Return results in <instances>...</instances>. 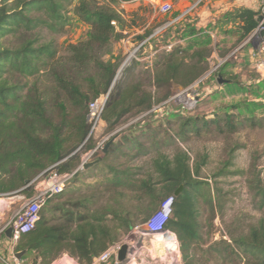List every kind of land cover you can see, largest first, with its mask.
Wrapping results in <instances>:
<instances>
[{"label":"trees","instance_id":"trees-1","mask_svg":"<svg viewBox=\"0 0 264 264\" xmlns=\"http://www.w3.org/2000/svg\"><path fill=\"white\" fill-rule=\"evenodd\" d=\"M137 1H0V195L25 188L20 194L31 196L27 186L36 176L50 170L60 175L73 174L81 161L75 152L86 143L92 129L89 105L101 97L109 94L102 121L113 130L126 119L147 116L156 105L165 103L173 85L189 87L207 72L206 59L211 55L207 45L193 54L173 49L169 53L159 52L150 70L139 69L140 63L134 62L113 86L122 59L115 58L111 46L125 40L122 33L127 26L118 8L120 2ZM71 11L90 28V34L87 40L69 45L66 56H60L56 41L46 40L43 33L65 34ZM237 17L242 23V41L257 29L258 13L242 10ZM113 22L123 28L121 32ZM150 34L147 32L146 36ZM40 77H45L50 86L42 88L44 83L36 80ZM225 120L228 129L235 131L233 115ZM189 121L187 126L199 134L200 121L196 118ZM213 124L219 132H225L220 118L205 122L207 127ZM117 151L112 144L106 159ZM190 163L191 158L185 152L179 151L172 158L159 152L152 161L158 182L144 180L138 186V191L151 197H157L155 192L160 189L154 208L175 196L181 186L185 188L174 197L172 216L165 226L177 235L183 264H210L207 255L214 257L215 264H264V234L259 245L240 243V248H233L222 247L225 242L217 244L222 248L220 252H213V248L204 250L199 244L187 188L195 187L193 175H198L205 163L194 169ZM108 169L104 176L108 189L125 190L135 183L131 169L112 166ZM64 192L48 201L34 229L18 241L16 251L34 254L33 264H54L64 255L79 264H93L119 240L120 231L130 232L137 227L136 220L113 206L99 216L89 207L79 211L80 206H76L78 209L74 211L52 205ZM53 213L61 215L58 222L48 217ZM110 216L116 223L113 228L106 221Z\"/></svg>","mask_w":264,"mask_h":264},{"label":"rangeland","instance_id":"rangeland-1","mask_svg":"<svg viewBox=\"0 0 264 264\" xmlns=\"http://www.w3.org/2000/svg\"><path fill=\"white\" fill-rule=\"evenodd\" d=\"M170 4L174 11V3ZM167 18L168 16L157 13L156 21L160 23L155 29ZM146 19V16H142L139 21L142 23ZM118 30L121 32V28ZM228 32L225 39L217 37L219 48L216 49L215 58L206 66L209 70L218 64L219 59L228 58L219 68L221 79L228 83L219 86L216 91H205L194 110L182 109L186 99L181 103L177 101L181 92L190 86L184 88L173 85L166 100H172L169 107L156 105L147 116L128 118L113 130H110L105 121L100 122L96 131L75 152L81 159L76 170L79 171V176L52 205L74 211L78 209L76 206H80L79 211L89 207L99 216H103L109 206H113L115 209H123L124 215L136 220L137 227L130 232L120 231L119 240L113 244L129 246L128 258L121 264H183L177 235L170 231L175 235L176 243L165 236L150 233L147 225L153 217L162 213L163 204L176 196L168 197L154 208L155 199L160 197V189L155 192L157 197L138 191V186L144 180L158 182L152 161L159 152L169 158L179 151L187 153L191 158L192 169L197 164L205 163L200 173L193 175L195 187L187 188L190 213L195 219L199 244L204 250L213 248V252H220L222 248L217 244L223 242L226 244H222V247L233 248H240V243L261 244L260 239L264 234V69L259 70L257 66L264 60V53L254 48L253 43L246 45L245 49L252 50L255 55L254 61L246 63L247 60L241 58L244 48L239 49L241 45L230 39ZM89 34L90 28L71 11L65 34L55 35L46 31L43 36L46 40L54 39L60 56H66L69 45L87 40ZM221 34L223 36L224 31L221 30ZM163 36L165 33L155 37V43ZM122 37L126 40L128 36L122 33ZM202 40L203 47L212 43L211 37L206 33ZM111 48L115 58L122 59L121 65L133 50L130 42L122 41L113 43ZM105 59L108 60L109 57ZM141 68L143 67H139ZM231 69H237V73H232ZM217 78H207L200 84L199 92L216 84ZM45 79H36L44 83L43 86L41 84L42 88L49 85ZM145 83L149 86V81ZM231 114L236 120L235 131L228 129L226 125L225 118ZM193 118L200 121L199 134L193 131L192 126H187ZM215 118H220L224 133L219 132L215 124L205 126L207 120ZM112 140L118 151L115 156L106 159L104 149ZM102 143H105L104 147L90 156V152ZM88 147L92 149L87 150ZM96 160H100L99 164L84 168ZM111 166L120 170L131 169L135 173V183H131L125 190L108 189L104 176ZM48 175H38L32 180L27 187L31 196L18 194L20 190L0 195V230L16 217L35 195L38 183ZM184 190L185 188L180 194ZM60 216L59 213L48 215L54 222H58ZM106 221L110 227H115L113 217H106ZM167 247L176 252L167 251ZM224 256L227 257V254ZM28 259L33 261L34 254H29ZM207 259L210 264H215L211 255H207Z\"/></svg>","mask_w":264,"mask_h":264},{"label":"built area","instance_id":"built-area-1","mask_svg":"<svg viewBox=\"0 0 264 264\" xmlns=\"http://www.w3.org/2000/svg\"><path fill=\"white\" fill-rule=\"evenodd\" d=\"M148 1L153 6V8H155L156 13L160 15L168 16L173 12V6L170 3H162L160 0ZM204 1L205 0H197L191 7L187 9L184 15H188L194 10H196ZM254 2L257 4L258 7L256 11L258 13V18H262V20L259 21L257 29L246 40L245 46L250 43H253L254 48L259 50L260 53H264V0H254ZM133 3L135 2H120L118 11L123 12L126 6ZM184 15L180 18H183ZM177 20L178 19L173 20L170 23L166 22L162 26L158 27L150 38L142 41L133 48L129 57L125 60V62L121 65L119 71L117 72V76L114 80L113 86L115 85L117 80L121 78L126 68L131 66L132 62L145 63L144 68L146 70H150L153 67L154 58L161 51L158 49H154L151 54H149L146 58H143L142 53L144 48L147 46V44H149V42L154 41L155 37L166 32L168 28L171 27ZM112 24L117 29L121 28V26H119L116 22H113ZM123 42L127 43L128 41L123 40ZM165 49L170 51L172 50V46H167L165 47ZM227 59L228 58L223 60L219 59L218 64L214 68L207 70V72H205V74L199 80H197L193 85L181 92V94L177 98V101L181 103L183 99L187 100V102H185V106L182 108L183 110H194L198 103L201 101L202 94L205 91L209 92L211 90L213 92L216 91L219 86H222L219 82L221 79V75L219 74V68L223 63L227 61ZM257 68L259 70L264 69V60L259 63ZM212 76H217V81L219 83L216 82V84L208 86L206 87V89L199 92L200 84H202L207 78H210ZM108 97L109 94L101 97L100 99L96 100L95 102L89 105L88 118L89 122L92 125L90 135H92L96 131L100 122H103L102 115ZM171 102L172 100L166 101L161 106H163L164 108L169 107ZM104 144L105 143L99 144L92 152H90V156L94 155L98 152V150L102 149L104 147ZM82 165H84V162ZM48 174V177L38 183L35 195L23 206L22 210L16 215V217L0 230V264H33L32 261H29V259L25 257V255L21 259L17 257V255L21 253L16 251L18 241L23 234L29 233L34 229L36 223L40 219V211L47 205L50 199L64 192L67 186H69L67 184L73 178L74 173L60 175L55 170H50ZM173 204L174 198H170L169 200H167V202L163 204L164 206L162 213L156 215L147 223L148 231L150 233H155L156 235L160 233L173 234L172 232L170 233L169 230L165 229L166 223L170 218V215L172 214ZM10 229L12 230L11 238H9L7 235V232ZM121 247V245H113L109 247L103 254H101L98 258L94 260L93 264H121L122 262L119 261V252ZM54 264L79 263L76 259L71 258L68 255H64L63 258H61Z\"/></svg>","mask_w":264,"mask_h":264},{"label":"crops","instance_id":"crops-1","mask_svg":"<svg viewBox=\"0 0 264 264\" xmlns=\"http://www.w3.org/2000/svg\"><path fill=\"white\" fill-rule=\"evenodd\" d=\"M160 1L162 3L172 2L175 6L174 11L168 15L167 20H164L160 26L166 22L170 23L173 20H178L164 32L165 36L158 40L157 43H155L156 40L147 44L142 53L143 58L151 54L154 49L167 53L171 52L173 49H182L193 54L203 47L202 38L206 33L212 39V43L206 46L211 51V55L206 59V63L208 64L215 58L216 49L219 48L216 42L217 37L225 39L228 37L226 33L229 31V38L241 45L239 49L242 46L244 48L241 51V58L246 59V63L254 61L255 55L253 51H247V49H245V42L248 37L241 41L243 35L242 23L237 17L238 12L242 10L257 11L258 7L254 0H205L196 10L188 15L184 14L197 0ZM183 15L184 17L180 18ZM142 16H146L147 19L140 23L139 19ZM123 17L127 22L124 31V34L128 36L126 41L130 42L133 48L142 41L150 38L154 33V29L160 23V21H156V10L148 0H139L126 6L123 11ZM122 29L121 27V30ZM221 30L224 31L223 36ZM147 32H151V34L146 36ZM139 37H142L143 40L139 39ZM167 46H172V50L168 51L165 49ZM144 64L145 63H140L141 67L144 68ZM230 71L234 74L237 73V69H231ZM28 255L29 254L25 255L27 259Z\"/></svg>","mask_w":264,"mask_h":264},{"label":"water","instance_id":"water-1","mask_svg":"<svg viewBox=\"0 0 264 264\" xmlns=\"http://www.w3.org/2000/svg\"><path fill=\"white\" fill-rule=\"evenodd\" d=\"M261 20H262V18H259L258 21H261ZM219 82H220L221 85H224V84L228 83L227 81H225V80H223V79H220ZM113 142H114V140L110 141V142L106 145V147H105V149H104V154H106V153L108 152V149H109V147L113 144ZM99 161H100V160H96V161L93 162L92 164L85 165L84 168H85V169H88L89 167L98 164ZM78 176H79V171H76V172L73 174V178L70 180V182H69L67 185H71V184H73V183L75 182V179H76ZM24 189H25V188H24ZM24 189L18 191L17 193H18V194L21 193ZM183 189H184V187L181 186V187L179 188V190L176 192L175 196H176V197L179 196V194L181 193V191H182ZM7 235H8L9 238H11V236H12V230H11V229L7 232ZM128 253H129V246L126 245V244H125V245H122V247H121V249H120V252H119V261L122 262V263L125 262V261L127 260ZM24 255H25V252H21V253H19V254L17 255V257H18L19 259H21Z\"/></svg>","mask_w":264,"mask_h":264},{"label":"bare ground","instance_id":"bare-ground-1","mask_svg":"<svg viewBox=\"0 0 264 264\" xmlns=\"http://www.w3.org/2000/svg\"><path fill=\"white\" fill-rule=\"evenodd\" d=\"M157 236H165L167 239H172V240H175V242L177 243V241H176V237H175V235H173V234H168V233H160V234H158ZM166 239V240H167ZM167 251H170V252H174V251H172V250H170L168 247H167ZM178 251V250H177ZM176 252V251H175ZM174 252V253H175Z\"/></svg>","mask_w":264,"mask_h":264}]
</instances>
